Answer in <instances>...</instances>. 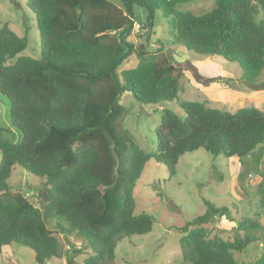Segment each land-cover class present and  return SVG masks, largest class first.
I'll return each mask as SVG.
<instances>
[{"label": "trees", "instance_id": "16d2710c", "mask_svg": "<svg viewBox=\"0 0 264 264\" xmlns=\"http://www.w3.org/2000/svg\"><path fill=\"white\" fill-rule=\"evenodd\" d=\"M189 1L193 0H27L39 32V58L19 56L27 36L0 24V93L9 101L11 125L21 133L18 142L0 136V253L14 242L33 249L38 264L58 257L60 244L46 221L52 216L62 232L75 230L84 240L90 254L82 264H111L117 242L149 232L154 221L150 213H135L133 196L147 160L165 164L170 175L180 156L198 148L236 157L243 166H248L246 156L251 157L249 165L259 163L264 112L256 107L230 112L189 101L181 104L182 117L164 110L151 154L140 153L124 130L128 112L120 103L124 91L141 104L176 101L184 71L172 61L169 47L148 54L128 39L135 5L147 12V37L155 11L161 10L172 43L237 61L244 82L258 85L264 71V0H215L202 15L175 9ZM134 52L136 65L118 71ZM197 78L204 79V85L223 80ZM16 165L43 179L45 197L39 206L10 190ZM259 175L257 191L264 207V173ZM203 200L202 214L170 227L181 234L182 260L264 264V249L254 262L241 263L233 256L264 239V226L238 218L233 237L224 239L212 233V226L217 218L232 217L229 206ZM81 252L72 244L64 252V264H80L76 257Z\"/></svg>", "mask_w": 264, "mask_h": 264}, {"label": "rangeland", "instance_id": "374dc122", "mask_svg": "<svg viewBox=\"0 0 264 264\" xmlns=\"http://www.w3.org/2000/svg\"><path fill=\"white\" fill-rule=\"evenodd\" d=\"M214 4L215 0H193L178 3L175 9L202 15L212 9ZM133 10L135 23L128 39L148 54L164 52L166 46L169 47L172 61L184 70L179 79L176 101L141 104L131 92H123L120 103L128 109L123 127L137 144L140 153L151 154L155 151V128L160 123L163 111L171 110L182 117L183 102L197 101L207 107L230 112L243 107H256L264 112V71L258 85L251 86L242 79L243 70L237 61H227L217 55H203L187 50L182 44L172 43L168 19L161 10L154 13V27L148 37L144 27L146 10L137 5ZM4 23L17 35L27 36V46L19 56L40 57L39 32L27 0H0V24ZM159 40L164 41L165 45H160ZM137 61L138 56L134 52L119 66L118 71L133 67ZM196 75L206 79L221 77L223 80H212L204 85L202 83L205 80H199ZM9 108L7 97L0 93V136L18 142L21 133L10 123ZM250 158L244 157L248 166H243L236 157L213 155L198 148L179 157L173 175L169 174L165 164L153 158L147 160L133 188V196L135 213H150L154 221L149 232L131 235L117 242L111 264H188L181 257V234L170 227L180 226L186 220L202 214L205 210L204 198L216 206H229L231 210L230 219L217 218L212 226V233L224 239L233 237L234 220L238 218H246L264 226V207L260 204L261 197L257 191V183L261 179L259 174L264 173V149L257 165H249ZM9 188L22 193L35 206H39L45 197L43 179L18 165L12 169ZM46 221L59 241L60 254L45 264H64V252L72 244L82 250L76 257V261L82 264L90 254L84 246V240L76 235L75 230L69 234L62 232L56 217L47 216ZM59 223L66 226L63 221L59 220ZM254 234L260 236V231L256 230ZM263 249L264 239H260L243 251H234L233 256L241 263L254 262ZM34 255L30 247L13 242L3 247L0 264H38Z\"/></svg>", "mask_w": 264, "mask_h": 264}, {"label": "built area", "instance_id": "2783aa9c", "mask_svg": "<svg viewBox=\"0 0 264 264\" xmlns=\"http://www.w3.org/2000/svg\"><path fill=\"white\" fill-rule=\"evenodd\" d=\"M137 29H139V28H137Z\"/></svg>", "mask_w": 264, "mask_h": 264}, {"label": "crops", "instance_id": "0c3cea01", "mask_svg": "<svg viewBox=\"0 0 264 264\" xmlns=\"http://www.w3.org/2000/svg\"><path fill=\"white\" fill-rule=\"evenodd\" d=\"M205 77V76H204Z\"/></svg>", "mask_w": 264, "mask_h": 264}]
</instances>
